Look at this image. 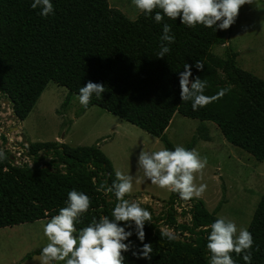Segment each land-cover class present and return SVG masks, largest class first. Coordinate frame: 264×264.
Segmentation results:
<instances>
[{"label":"trees","instance_id":"1","mask_svg":"<svg viewBox=\"0 0 264 264\" xmlns=\"http://www.w3.org/2000/svg\"><path fill=\"white\" fill-rule=\"evenodd\" d=\"M32 2L0 0V99L10 100L18 120L28 117L50 81L69 89L61 106L64 112L72 94L79 95L80 87L91 80L102 83L106 91L99 99L93 95L87 109L99 105L160 138L169 150L175 145L166 129L179 113L216 123L229 142L264 160V78L238 66V54L231 46L225 58L212 52L213 46L229 42L232 25L226 30L200 24L189 28L179 17L167 16L157 23L155 11L131 19L109 0H51L54 14L44 17L39 7H31ZM164 23L171 25L175 42L164 58H158ZM197 60L204 64L202 71L195 67ZM186 63L192 65L190 79L199 76L207 81L205 95L222 88L229 91L193 111L192 102L180 96L179 73ZM87 109L82 106L78 115ZM200 139L210 140L205 125L198 127L186 148L193 149ZM26 149L32 164L15 163L9 150H4L7 159L0 161V228L49 219L66 206L73 189L92 201L78 229L93 217L111 218L115 196L100 185H111L116 170L98 143L29 142ZM41 152L52 154L49 162L40 163L45 158ZM189 201V210L181 213L190 214V222L180 224L176 205L188 201L171 192L167 210L145 222L143 242L134 224L128 229L119 222L133 232L125 241L131 243L130 250L123 252L124 264H209L206 237L210 229H202L218 218L221 205L211 212L201 199ZM162 225L188 235L170 241L160 235ZM248 230L254 238L251 264H264V196ZM143 243L152 246L151 260L133 255ZM231 256L235 264H246L242 255L233 252Z\"/></svg>","mask_w":264,"mask_h":264},{"label":"rangeland","instance_id":"2","mask_svg":"<svg viewBox=\"0 0 264 264\" xmlns=\"http://www.w3.org/2000/svg\"><path fill=\"white\" fill-rule=\"evenodd\" d=\"M109 4L119 8L131 19H136L141 13L131 0H109ZM228 46L237 52L238 66L264 78V0H253V3L241 6L232 25L229 42L213 46L212 52L225 58ZM68 94L67 87L50 81L22 125L13 113L11 102H7L9 99L2 97L0 149L9 150L15 163L32 164L33 159L26 149L29 142L58 140L71 146L98 143L117 170L133 176V192L127 199L136 200L154 216L164 213L168 208L171 191L153 185L144 178L143 170L138 166V156L142 149L155 151L165 148L160 138L99 105H92L78 115L82 108L78 94H72L63 112L61 106ZM205 122L209 124L210 140L200 139L193 148L208 160L202 179L197 174L196 183L207 185V190L198 199L204 201L211 212L221 205L218 217L224 216L234 221L238 229H248L259 201L264 196V160H257L252 154L229 142L216 123ZM200 124L199 119L176 113L166 134L175 146L186 148ZM23 135L26 141H23ZM40 154L45 157L40 161L41 164L52 158V154ZM141 193L147 200L154 196L157 201L142 203L143 198L139 196ZM191 204L188 201L176 205L178 223L190 222V214L184 215L181 212L182 209L189 210ZM47 220L0 228V264H41V249L48 243L47 237L43 235V224ZM162 229L172 230L176 238L183 239L188 235L167 225H162Z\"/></svg>","mask_w":264,"mask_h":264},{"label":"clouds","instance_id":"3","mask_svg":"<svg viewBox=\"0 0 264 264\" xmlns=\"http://www.w3.org/2000/svg\"><path fill=\"white\" fill-rule=\"evenodd\" d=\"M140 12L151 16L155 11L154 20L163 21L164 16L181 24L194 28L197 24L206 28L215 27L228 29L236 21L241 6L251 4L253 0H131ZM31 7L40 8V15L47 17L54 14L51 0H33ZM159 9L160 11H156ZM163 13V15H162ZM171 25L164 23L160 36V48L156 53L158 58H164L171 51L169 45L175 42L171 34ZM195 67L202 71L204 64L197 60ZM192 65L185 64L184 71L179 73L180 96L182 101H191L193 111L205 107L221 99L228 88L220 89L214 95H205L207 81L199 76L192 77ZM106 91L102 83L89 80L79 89V103L87 109L93 95L101 98ZM7 154L0 149V161L6 160ZM208 163L207 157H201L196 149H187L177 145L174 150L160 148L155 151L141 150L138 156L139 169L143 170L144 178L161 189L177 193L184 201L202 197L207 190L205 183H196L197 174L202 179L203 170ZM106 193L114 194L115 204L111 218L107 215L98 219L93 217L91 222L82 228H77L81 217L88 212L91 198L84 192L75 189L68 192L66 206L59 208L58 214L51 216L43 224V235L48 243L42 247L39 261L41 264H124L123 252L130 250V243H125L135 226L138 239H145V222L152 221L151 212L142 207L134 199L126 196L133 192V176L121 170L115 171V180L109 186L100 185ZM98 189V190H100ZM119 222H125L121 226ZM208 232L207 249L210 253L209 264H235L231 253L242 255L246 264H251L252 233L244 227L238 229L236 223L227 217L220 216L213 223L202 229ZM162 237L172 241L175 233L170 229L160 231ZM152 246L143 243L139 253L133 255L151 260Z\"/></svg>","mask_w":264,"mask_h":264},{"label":"crops","instance_id":"4","mask_svg":"<svg viewBox=\"0 0 264 264\" xmlns=\"http://www.w3.org/2000/svg\"><path fill=\"white\" fill-rule=\"evenodd\" d=\"M199 120H200V119H199ZM171 122H172V121H171ZM20 124L22 125L23 122L21 121ZM200 125H205V126H207L208 130L210 131L209 124L206 123L205 121H202V120H201V124H200ZM200 125H199V126H200ZM168 127H169V126H168ZM14 128H16V127H14ZM112 139H113V138H111L110 140H112ZM26 140H27V138H26ZM114 167H116V166H114ZM115 170H117V168H115ZM146 195L149 196L148 193H147ZM139 196L143 198V200H141L142 203H146V202L150 201V204H151L152 201H157V199H156L154 196H152L149 200H147V199L143 196L142 193H141ZM138 201H139V200H138Z\"/></svg>","mask_w":264,"mask_h":264},{"label":"water","instance_id":"5","mask_svg":"<svg viewBox=\"0 0 264 264\" xmlns=\"http://www.w3.org/2000/svg\"><path fill=\"white\" fill-rule=\"evenodd\" d=\"M7 102H10V100H8ZM23 141H26V136L23 135Z\"/></svg>","mask_w":264,"mask_h":264},{"label":"built area","instance_id":"6","mask_svg":"<svg viewBox=\"0 0 264 264\" xmlns=\"http://www.w3.org/2000/svg\"><path fill=\"white\" fill-rule=\"evenodd\" d=\"M1 135V134H0ZM183 204V203H182Z\"/></svg>","mask_w":264,"mask_h":264}]
</instances>
